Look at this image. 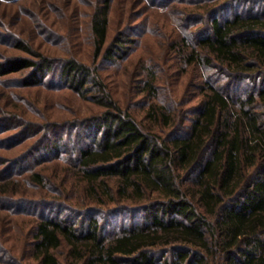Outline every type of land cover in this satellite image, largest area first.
<instances>
[{"label": "trees", "instance_id": "1", "mask_svg": "<svg viewBox=\"0 0 264 264\" xmlns=\"http://www.w3.org/2000/svg\"><path fill=\"white\" fill-rule=\"evenodd\" d=\"M5 1L27 9L17 30L0 16L2 87L71 92L99 112L41 122L0 102V264H264V0H142L174 20L157 26L165 59L136 68L126 103L109 73L146 33L136 0H121L130 17L115 32L117 0H67L90 8L91 62L42 52L19 28L29 15L49 29L37 2Z\"/></svg>", "mask_w": 264, "mask_h": 264}, {"label": "rangeland", "instance_id": "2", "mask_svg": "<svg viewBox=\"0 0 264 264\" xmlns=\"http://www.w3.org/2000/svg\"><path fill=\"white\" fill-rule=\"evenodd\" d=\"M29 1H34V3L37 2L35 6H28L29 8H32L31 12L34 13L33 17H35L36 15H40L41 20H48L50 24H48L49 29L33 32V18L29 15H25L24 17L22 16L21 22H19V28L21 29V31H24L26 35H30L31 32L36 35V45L41 49L42 52L54 57H63L67 56L68 54L75 53L80 59L86 62L92 61L93 48L90 45L91 43L87 36L88 31L86 27L89 20V7L79 4L75 10L74 8L68 10L66 7L67 0H53L49 4L52 5H47V7L49 6L47 8L45 7L44 3L40 2V0H27V2ZM117 1L118 3L117 5H114L113 16L111 17V30H114V32L118 27L123 25V23H125L129 19V11L131 10V8L129 7L123 10L122 6L124 5H122L121 0ZM141 1L142 0H136L134 9L138 8L139 12L146 11V15H142L137 23L145 30L146 33L141 41V44L138 46L135 53H133L130 63H126L127 65L121 64L119 68L118 66L117 68L114 67V69H112V71H110L109 73H116V75L112 76L110 80L114 82V88L118 86V93L116 95L121 99V101L125 103L127 102L129 93L127 84L129 83V80L133 78V72H135L136 68H138V66L143 61L151 62L165 59L166 48L163 46L164 38L162 35L166 31L165 29L158 28L157 26H163L161 24H163L167 20L170 24H172L174 20V17L172 15L164 14L163 11H158V14L154 16L153 12L155 11L144 7ZM127 3L131 5V2L129 1H127ZM18 4H9L5 0H0V16H2V18L5 16V22H10L13 28L15 22V20H12L13 14H15V12L17 11V15L19 16L20 13L24 12L27 9V6L19 7L20 3ZM143 7L147 10L140 9ZM251 7L252 6H241L237 9L242 11L247 10ZM252 8L253 10H255V12H258L260 9V7L257 5H254ZM134 9L133 11H135ZM232 14L233 11L225 12V14H223V17H231ZM159 23L160 25H158ZM152 28H158L154 36L149 35V30ZM17 29L18 28L16 27L14 28V30ZM76 30L77 33H75ZM114 32L113 34H115ZM74 33L76 34V38L72 37V39L70 37H63L65 35H73ZM59 34L62 36L58 37ZM63 38H65V43ZM165 68L167 69L168 67L166 66ZM177 70L178 69L175 68L173 72H177L176 74H179ZM160 74L163 75L162 71ZM184 78L186 77L181 78L179 81L173 80L175 86L177 85L176 88L179 91H181L183 89V86L185 85L183 84ZM7 101L8 103L11 102L13 103V105L19 106V108H21L22 110L27 109L30 112L32 111L33 113L31 114L37 116L38 120H41V122L44 119H50V117L54 120L66 121L72 120L74 118L91 116L93 114L95 115L97 112H99V110L94 105L77 98L71 92H61L54 90L52 91L45 88H33L30 90L27 89L25 91L16 89L15 87H8V89H4L2 87V84H0V102H3L5 104ZM26 143L24 145H21L20 147H12L10 151L3 152L9 157H16V155L20 154L24 150V148H26ZM131 221H133L131 216H128L127 214L122 215L115 220L111 227L116 226L119 230V228L123 226L130 225ZM136 221L137 224H141L143 221L142 216L138 215L136 217Z\"/></svg>", "mask_w": 264, "mask_h": 264}]
</instances>
